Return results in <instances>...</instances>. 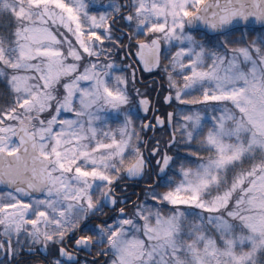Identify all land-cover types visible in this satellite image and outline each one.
I'll use <instances>...</instances> for the list:
<instances>
[{
  "label": "snow or ice",
  "instance_id": "snow-or-ice-1",
  "mask_svg": "<svg viewBox=\"0 0 264 264\" xmlns=\"http://www.w3.org/2000/svg\"><path fill=\"white\" fill-rule=\"evenodd\" d=\"M138 65L174 111L141 117ZM24 258L264 264V0H0V264Z\"/></svg>",
  "mask_w": 264,
  "mask_h": 264
},
{
  "label": "trees",
  "instance_id": "trees-1",
  "mask_svg": "<svg viewBox=\"0 0 264 264\" xmlns=\"http://www.w3.org/2000/svg\"><path fill=\"white\" fill-rule=\"evenodd\" d=\"M120 55L124 56V53H121ZM129 62L132 63L131 61H129ZM136 75H137V79H138L136 86L147 87L149 89L147 94L151 99H153L155 94H156V91L158 89V82H163V84H164L165 78L163 77V73L156 71L154 73L147 74L141 68H139V71L136 69ZM156 106L160 107V111L162 114H164L165 110H167V109H172L174 111V108H170L164 103L160 94H158ZM148 117L149 116H147L146 118H148ZM168 135H169V132L167 130H158V131H155L153 134V136H155L157 138H162V139H167ZM133 198H134V196H133Z\"/></svg>",
  "mask_w": 264,
  "mask_h": 264
},
{
  "label": "rangeland",
  "instance_id": "rangeland-1",
  "mask_svg": "<svg viewBox=\"0 0 264 264\" xmlns=\"http://www.w3.org/2000/svg\"><path fill=\"white\" fill-rule=\"evenodd\" d=\"M102 2L103 3H108V1L107 0H102ZM70 40L71 39H73L70 35H69V37H68ZM135 51V50H134ZM161 83V84H160ZM142 93H148V91H149V89L147 88V87H144V86H136ZM158 87L160 88V95H161V97H162V99H163V96L165 95V93H166V91H165V88L164 87H166V78L164 79V84H163V82H159L158 83ZM149 97V96H148ZM165 111H168V110H165ZM151 133L152 132H149L148 134H149V136H153V134L151 135ZM168 137H169V135H168ZM133 198V197H132ZM134 199V198H133ZM132 199V200H133Z\"/></svg>",
  "mask_w": 264,
  "mask_h": 264
},
{
  "label": "flooded vegetation",
  "instance_id": "flooded-vegetation-1",
  "mask_svg": "<svg viewBox=\"0 0 264 264\" xmlns=\"http://www.w3.org/2000/svg\"><path fill=\"white\" fill-rule=\"evenodd\" d=\"M108 1V0H107ZM134 65L137 63L136 62V58L135 57H133L131 60H130ZM137 68V67H136ZM160 93V89L158 88L157 89V91H156V94H155V96H154V98H156V102H157V97H158V94ZM154 98H153V100H154ZM157 109H159V111H155V115L156 114H159V115H161V116H163V114L161 113V111H160V107H157V106H155ZM154 115V116H155ZM136 191L137 192H139V190L138 189H136ZM117 195H120V190L119 189H117ZM133 199V198H132ZM136 199V197L134 196V199L133 200H135ZM26 260H27V258H24V260H22V264H26Z\"/></svg>",
  "mask_w": 264,
  "mask_h": 264
},
{
  "label": "water",
  "instance_id": "water-1",
  "mask_svg": "<svg viewBox=\"0 0 264 264\" xmlns=\"http://www.w3.org/2000/svg\"><path fill=\"white\" fill-rule=\"evenodd\" d=\"M139 66H140L141 69L143 70L142 65H139ZM137 69H138V66H137ZM138 70H139V69H138ZM143 71H144V70H143ZM144 72L147 73V74H150L149 72H146V71H144ZM155 72H156V71H155ZM152 73H154V72H152ZM165 95H167V92L165 93ZM148 98H149V97H148ZM149 99H150V98H149ZM150 100H151V99H150ZM155 100H156V98H154L153 101L151 100V104H152V106H153V110H151L150 118H149L148 120H146L145 122H148V121L152 120L153 117H154L155 109H157V108L155 107ZM168 111H173V110H172V109H169ZM148 114H149V112H148L147 114L141 112V116H143V117L147 116ZM156 116H161V115L157 114ZM161 117H162V116H161ZM152 134H154V132H152L151 135H152Z\"/></svg>",
  "mask_w": 264,
  "mask_h": 264
}]
</instances>
